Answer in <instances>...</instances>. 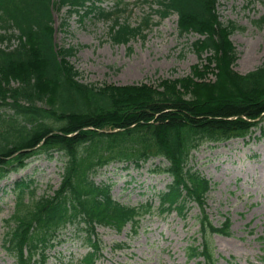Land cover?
Listing matches in <instances>:
<instances>
[{
    "label": "trees",
    "instance_id": "obj_1",
    "mask_svg": "<svg viewBox=\"0 0 264 264\" xmlns=\"http://www.w3.org/2000/svg\"><path fill=\"white\" fill-rule=\"evenodd\" d=\"M94 1L0 0V180L36 155L63 161L61 182L50 195L35 198L30 184H16L18 203L3 246L16 264H46L56 234L70 224L86 234L92 253L79 264H93L96 226L119 233L129 225L135 232L153 214L151 203L115 202L110 188L93 177L112 164L140 167L159 158L167 167L155 173L171 178L158 196L159 212L181 216L186 204L197 203L201 244L188 247V259L216 264L210 239L229 236L231 224L226 219L216 228L209 222L203 206L210 183L190 160L203 144L244 140L264 122V64L246 75L234 71L237 54L229 38L239 28L221 22L217 0H159L162 18L176 15L180 34L197 36L192 46L198 59L206 56L205 65L155 86L83 84L69 62L76 49L53 41L52 11L67 7L69 15L84 10L109 20L112 14ZM119 5L110 32L117 45L140 35L150 20L136 28L121 24Z\"/></svg>",
    "mask_w": 264,
    "mask_h": 264
},
{
    "label": "rangeland",
    "instance_id": "obj_2",
    "mask_svg": "<svg viewBox=\"0 0 264 264\" xmlns=\"http://www.w3.org/2000/svg\"><path fill=\"white\" fill-rule=\"evenodd\" d=\"M157 1L122 0L120 23L136 28L146 18L150 20L140 35L120 45L110 39L113 21L92 15L68 16L67 8L53 10L54 43L76 49L69 62L79 74V82L95 87L155 86L188 77L194 66L205 65L206 56L198 59L192 46L197 36L180 34L177 16L162 18ZM116 3L99 0L95 5L113 12ZM216 9L222 23H234L239 28L229 38L237 54L234 71L246 75L263 65L264 0H217ZM166 165L162 160H150L138 168L133 164L111 165L100 170L93 181L109 186L112 199L122 205L151 202L156 212L157 196L171 179L153 171ZM190 166L211 184L203 206L211 223L219 227L226 218L231 222L229 237L211 239L217 264H264V122L245 140L203 144L192 153ZM62 167L63 161L57 156L48 160L36 155L21 171L0 181V264H15L3 246L17 205L14 184L32 182L35 198L50 195L59 187ZM26 198L30 203L32 198ZM187 207L184 219L175 213L146 217L135 235L130 234L129 227L121 233L96 227L100 257L95 258V264H194L187 261L185 248L201 242L197 221L200 207L195 203ZM85 238L75 226H67L47 252V264H78L89 250L83 244ZM116 245L124 247L116 249Z\"/></svg>",
    "mask_w": 264,
    "mask_h": 264
}]
</instances>
